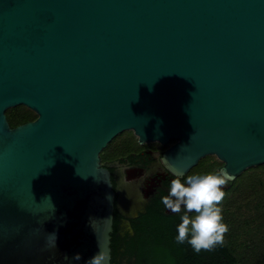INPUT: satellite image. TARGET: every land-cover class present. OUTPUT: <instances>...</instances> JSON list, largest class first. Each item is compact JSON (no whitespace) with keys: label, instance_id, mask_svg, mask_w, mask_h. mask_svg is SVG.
<instances>
[{"label":"water","instance_id":"1","mask_svg":"<svg viewBox=\"0 0 264 264\" xmlns=\"http://www.w3.org/2000/svg\"><path fill=\"white\" fill-rule=\"evenodd\" d=\"M37 118L11 128L5 112ZM264 165V0H0V264L111 260L119 134ZM79 254L80 259L76 260Z\"/></svg>","mask_w":264,"mask_h":264},{"label":"trees","instance_id":"2","mask_svg":"<svg viewBox=\"0 0 264 264\" xmlns=\"http://www.w3.org/2000/svg\"><path fill=\"white\" fill-rule=\"evenodd\" d=\"M5 115L11 128L37 118L24 106L8 109ZM241 176L246 178L245 184L233 186L230 182L220 205L229 228L223 245L197 254L187 242H176L182 221L152 211L143 215L130 233L118 238L114 215L110 263L264 264V165L250 168Z\"/></svg>","mask_w":264,"mask_h":264},{"label":"flooded vegetation","instance_id":"3","mask_svg":"<svg viewBox=\"0 0 264 264\" xmlns=\"http://www.w3.org/2000/svg\"><path fill=\"white\" fill-rule=\"evenodd\" d=\"M173 143L165 146L156 142L139 144L135 137L134 141L118 150L115 156L102 158L100 155L101 164L110 173L115 193V232L118 238L130 233L133 225H138L140 218L149 211L181 221L183 209L181 213H171L161 202V198L168 194L171 181L179 177L183 182L188 175L215 173L223 165L216 158H210L199 172L200 160L187 173L174 176L161 162L163 153ZM229 188L230 182L223 189L224 192Z\"/></svg>","mask_w":264,"mask_h":264},{"label":"clouds","instance_id":"4","mask_svg":"<svg viewBox=\"0 0 264 264\" xmlns=\"http://www.w3.org/2000/svg\"><path fill=\"white\" fill-rule=\"evenodd\" d=\"M231 178V173L223 169L215 173L188 175L183 182L179 177L171 181L168 194L161 198V202L171 213H181L183 209L175 238L178 244L187 242L197 254L223 245L229 228L224 223L220 205L225 197L223 189ZM75 259H80L79 254ZM108 261L109 255L100 245L99 251L86 264H108Z\"/></svg>","mask_w":264,"mask_h":264},{"label":"rangeland","instance_id":"5","mask_svg":"<svg viewBox=\"0 0 264 264\" xmlns=\"http://www.w3.org/2000/svg\"><path fill=\"white\" fill-rule=\"evenodd\" d=\"M135 136L132 131H125L119 135H117L108 145L107 147L102 151L101 156L102 158H105L106 156H115L118 153V150H120L124 145L130 144V142L134 141ZM210 158H215L213 156L205 157L200 161L199 164V172H201L202 167L205 164V161ZM244 173V172H243ZM246 178L242 177L241 175L234 180L233 186L241 185L243 186L245 184ZM233 191L231 192V194ZM230 192L227 194L229 195Z\"/></svg>","mask_w":264,"mask_h":264}]
</instances>
